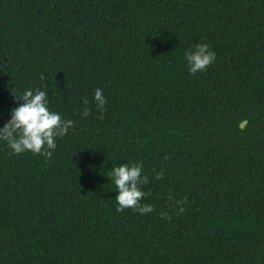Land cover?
<instances>
[{
  "label": "trees",
  "instance_id": "1",
  "mask_svg": "<svg viewBox=\"0 0 264 264\" xmlns=\"http://www.w3.org/2000/svg\"><path fill=\"white\" fill-rule=\"evenodd\" d=\"M28 88L74 126L0 143V264H264V0H0V127ZM134 162L151 213L115 210Z\"/></svg>",
  "mask_w": 264,
  "mask_h": 264
},
{
  "label": "clouds",
  "instance_id": "2",
  "mask_svg": "<svg viewBox=\"0 0 264 264\" xmlns=\"http://www.w3.org/2000/svg\"><path fill=\"white\" fill-rule=\"evenodd\" d=\"M215 60L216 54L210 50L207 43H197L184 52L185 66L191 75L205 71ZM41 79L44 77L41 76ZM13 95L20 102L11 109L10 118L0 127V143H4L12 154L19 155L30 151L32 154H39L50 159L57 147V139L68 134L74 126L73 120L66 119L60 113L50 109L45 90L28 88L18 95ZM92 99L95 101L96 108L103 112L106 97L100 87L93 90ZM88 103L87 97H84L85 107L81 115L86 116L91 111V108L87 106ZM143 169L144 166L140 162L122 163L113 167L108 173L107 179L116 189L114 200L117 212L127 208L138 211L141 215L153 211L151 205L140 203L148 195L143 191V186L149 182V178L147 175H142ZM162 176L163 173H159L154 178L159 180ZM179 211L183 212L184 209L180 208ZM161 215L165 214L161 213Z\"/></svg>",
  "mask_w": 264,
  "mask_h": 264
},
{
  "label": "water",
  "instance_id": "3",
  "mask_svg": "<svg viewBox=\"0 0 264 264\" xmlns=\"http://www.w3.org/2000/svg\"><path fill=\"white\" fill-rule=\"evenodd\" d=\"M246 123H247V120H244L243 122H241L240 126L244 127L246 125Z\"/></svg>",
  "mask_w": 264,
  "mask_h": 264
}]
</instances>
